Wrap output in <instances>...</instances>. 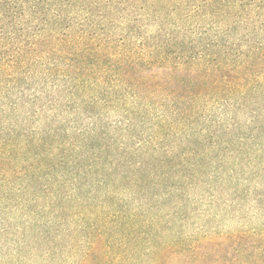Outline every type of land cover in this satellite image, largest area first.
<instances>
[{"label":"trees","instance_id":"obj_1","mask_svg":"<svg viewBox=\"0 0 264 264\" xmlns=\"http://www.w3.org/2000/svg\"><path fill=\"white\" fill-rule=\"evenodd\" d=\"M0 264H264V0H0Z\"/></svg>","mask_w":264,"mask_h":264}]
</instances>
